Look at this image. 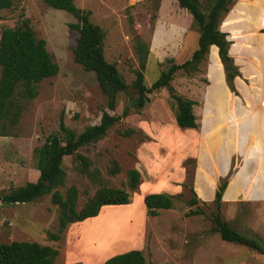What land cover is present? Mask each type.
I'll return each instance as SVG.
<instances>
[{"label": "rangeland", "instance_id": "1", "mask_svg": "<svg viewBox=\"0 0 264 264\" xmlns=\"http://www.w3.org/2000/svg\"><path fill=\"white\" fill-rule=\"evenodd\" d=\"M74 3L90 11V21L104 30L105 59L116 65L127 85L138 67L135 36L149 43L144 72L148 88L168 60L181 64L197 47L198 28L176 0ZM24 20L45 40L59 72L38 84V96L24 103L11 136H0L1 194L37 181L35 150L58 132L61 115L66 127L80 133L98 124L103 111L121 115L129 95L134 96L129 90L119 95L115 111L105 108L95 75L73 60L78 33L70 27L77 22L70 14L51 9L42 0H13L11 8L0 11V32ZM263 26L264 0H235L221 21L220 30L231 42L229 50L241 73L242 94L235 82L237 96L228 90L225 78L221 82L224 73L214 46L199 72L175 74L171 81L175 94L196 103V129L177 127L169 92L163 89L149 94L141 111L131 112L101 140L79 150L106 187L125 189L127 171L139 172L141 183L130 192V204L102 208L98 217L70 225L59 241L48 237L57 230V206L50 196L0 205V243L50 246L58 251L55 264H103L114 254L134 249L150 264H264V256L256 251L220 239L214 231L212 203L217 185L226 179L220 216L231 229L264 247ZM127 129L135 133L123 137ZM111 161L121 169L115 176L107 172ZM76 165L73 156L63 159L66 180L60 192L76 187L80 209L98 185L80 175ZM191 187L195 205L189 204ZM151 193L173 197V208L148 217L141 199Z\"/></svg>", "mask_w": 264, "mask_h": 264}, {"label": "trees", "instance_id": "2", "mask_svg": "<svg viewBox=\"0 0 264 264\" xmlns=\"http://www.w3.org/2000/svg\"><path fill=\"white\" fill-rule=\"evenodd\" d=\"M51 9L70 14L77 22L70 25L77 31L78 37L73 50V60L85 71L95 75L100 92L105 100V108L115 111L117 99L121 94L129 95V105L124 106L121 115L102 112L100 121L80 133L66 127L61 115L58 132L48 136L43 145L35 150L39 176L36 182L27 183L8 194L0 193V205L25 204L35 202L44 196H50L51 204L57 206V230L48 233L52 241H59L64 231L75 223H81L99 216L100 211L108 206H125L130 204V192L138 189L141 178L136 169L126 173L125 189L110 188L102 184L97 169L90 170V160L79 153V150L101 140L110 128L126 118L131 112L138 113L149 102L148 95L166 89L172 102L174 119L180 129H196L198 127L193 112L195 102L175 94L171 81L175 74L183 72L191 74L199 72L211 47L217 48V55L223 68L225 84L235 96L237 91L234 79L241 73L235 65L227 40V34L220 30L222 19L229 12L235 0H176L181 9L186 10L198 28L197 47L189 59L181 64L168 60L166 69L148 88L144 83V72L149 56V43L139 36L133 39V51L138 67L134 70V80L127 85L115 64L107 62L104 56L105 32L90 21L91 12L79 9L74 0H42ZM13 0H0V11L11 8ZM131 22V18H130ZM264 34V28L261 30ZM58 65L52 61L46 48V42L36 36L26 20L14 28H6L0 32V136H11L22 115L24 103L38 96V84L56 76ZM135 133L127 129L121 133L130 137ZM73 156L77 165L75 170L92 183L98 185L94 195L82 208L77 209L78 191L71 186L64 194L66 175L61 165L65 157ZM120 166L111 161L107 170L110 176L120 173ZM227 187V180H220L214 193L213 205L215 215L214 231L220 239L227 243L247 247L264 256V247L257 241L246 238L230 228L227 221L220 216L222 197ZM189 201L197 203L194 190ZM143 204L148 217H157L159 211L173 208V197L164 193H152L144 196ZM58 251L50 246L36 242L12 241L0 243V264H55ZM103 264H150L140 250H128L114 254Z\"/></svg>", "mask_w": 264, "mask_h": 264}, {"label": "crops", "instance_id": "3", "mask_svg": "<svg viewBox=\"0 0 264 264\" xmlns=\"http://www.w3.org/2000/svg\"><path fill=\"white\" fill-rule=\"evenodd\" d=\"M233 38V37H232ZM231 54H232V51H231ZM242 72H243V70H241ZM223 79H224V75L222 76V81L221 82H223ZM235 83H236V87H237V89H238V91L241 93V90L243 91V85H242V83L240 82V80L239 79H235V81H234ZM242 94V93H241ZM214 187V186H213ZM229 190V189H228ZM227 190V191H228ZM152 194V193H151ZM148 195V194H147ZM212 197V196H211ZM144 198V197H143ZM143 198L141 199L142 201H143ZM206 197H204V199H205Z\"/></svg>", "mask_w": 264, "mask_h": 264}, {"label": "water", "instance_id": "4", "mask_svg": "<svg viewBox=\"0 0 264 264\" xmlns=\"http://www.w3.org/2000/svg\"><path fill=\"white\" fill-rule=\"evenodd\" d=\"M263 28H264V26L262 27V29H263ZM262 29H261V30H262ZM261 34H262V33H261ZM263 35H264V34H263ZM235 79H239V78H235ZM235 79H234V81H235Z\"/></svg>", "mask_w": 264, "mask_h": 264}]
</instances>
